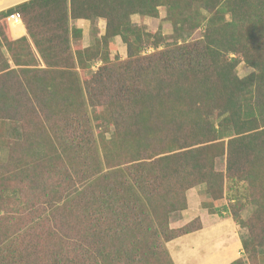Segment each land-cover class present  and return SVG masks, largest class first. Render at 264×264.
I'll use <instances>...</instances> for the list:
<instances>
[{
    "label": "trees",
    "instance_id": "16d2710c",
    "mask_svg": "<svg viewBox=\"0 0 264 264\" xmlns=\"http://www.w3.org/2000/svg\"><path fill=\"white\" fill-rule=\"evenodd\" d=\"M158 7L170 36L131 21ZM74 19H104L105 32L73 47ZM116 36L127 54L110 61ZM241 62L252 69L242 78ZM199 185L203 207L245 231V262L264 264V0H27L0 11V264H173L165 243L201 222L169 220Z\"/></svg>",
    "mask_w": 264,
    "mask_h": 264
},
{
    "label": "crops",
    "instance_id": "0c3cea01",
    "mask_svg": "<svg viewBox=\"0 0 264 264\" xmlns=\"http://www.w3.org/2000/svg\"><path fill=\"white\" fill-rule=\"evenodd\" d=\"M165 17V7H158L156 18ZM156 18L132 15L131 21L138 20L140 26L147 25L145 23L148 20ZM150 25L154 26L153 23ZM68 26L71 45L84 49L92 44L94 38L104 34L106 22L104 19H74L69 20ZM112 44L114 47L123 48L119 36L114 37ZM202 189V186H197L186 191L187 207L173 224L174 227H181L196 217L201 222V229L170 241L177 248L174 253L167 244L173 264H230L240 259L243 252L237 225L231 218L210 213L201 205Z\"/></svg>",
    "mask_w": 264,
    "mask_h": 264
},
{
    "label": "rangeland",
    "instance_id": "374dc122",
    "mask_svg": "<svg viewBox=\"0 0 264 264\" xmlns=\"http://www.w3.org/2000/svg\"><path fill=\"white\" fill-rule=\"evenodd\" d=\"M23 1H25V0H0V11H1V10H5V9H7V8L13 6V5H16V4H18V3H21V2H23ZM132 21L134 22V25L139 26V22H138V20L133 19ZM151 23H153L154 26H151V25H150ZM145 24H147V25H141V24H140V27L144 28L146 31L151 32V33H155L156 31H160L163 35H165V36H170V35L172 34V32H173L172 25H171L168 21H165L163 18H160V19H159V18H156L155 20H148V23H145ZM197 36H198V32H197V31H193V32H191V34L188 35L186 38H187L188 40H190V39H194V38H196ZM113 39H114V38H113ZM113 39H112L111 43L113 42ZM120 39H121V38H120ZM121 41H122V40H121ZM122 43H123V42H122ZM159 49H162V47H159L158 50H159ZM126 50H127V47H126V44H124V43H123V48H121V47H120V48L114 47V49L111 50L110 53H109V59H110V61H113V59H114L115 56H118L120 60H124V59L126 58V54H127ZM154 51H155V49H154L153 47H148L147 49H145V50L143 51L142 54L145 55V54H149V53L154 52ZM231 56H232V55H231ZM95 62H100V65H102V61H100L99 59H98V60H95L94 62L91 63V65H90V67H89L88 69H85V70H84V72L78 71V72H80L79 74H80V75H87V74H88L89 72H91V71H92V72L96 71L97 68H98L100 65H99L98 67L93 66V64H94ZM92 67H93V68H92ZM251 71H252V69L249 68V67H247V66H245L242 62L239 63V64L237 65V67H236V73H237V76L240 77V78L245 77V76L248 75ZM38 121H39V119H37V123H38ZM14 127H16V124H15L14 122H12V121H6V122H5L6 135H7L8 137L10 136V134H11V132H12V129H14ZM94 133L96 134L97 132L94 130ZM108 136H109V135L106 134L105 137H108ZM216 168H217L218 170H221V169L223 168L222 160H218V161L216 162ZM199 186H202V187H203V189H202V194H200V195H201L200 198H201V201H202L201 205H203V203H205L206 205H209V203L211 204L210 199H209L208 196H206L205 193H204V186H203V185H199ZM195 187H197V186H195ZM226 203H227L226 199H222V200H220V201H214V202H212V206H211V207H212L214 210H215V209H219V210H220V209L223 208V206H225ZM249 213H250V209L248 208L247 210H245V211L243 212L242 216H243V217H246ZM180 214H181V212L173 213V214L171 215L170 220H169V227H170L171 229H177V228H180V227H178V226H177V227H174V226H173L174 222L178 220ZM196 218H197V217H196ZM198 219H199V218H198ZM192 220H193V219H192ZM192 220H191V221H192ZM189 222H190V221H189ZM187 223H188V222H187ZM187 223H186V224H187ZM184 225H185V224H184ZM184 225H183V226H184ZM181 227H182V226H181ZM237 227H238V226H237ZM194 232H195V231H194ZM238 233H239V237H242V236L245 235V231H244L243 229H240L239 227H238ZM188 234H189V233H188ZM177 238H178V237H177ZM175 239H176V238H175ZM172 240H174V239H172ZM170 241H171V240H170ZM170 241H168V242L165 243V247H166V249H167V248H168V247H167V244H168L170 250L173 249L172 252L174 253V252H175V249L177 250V248L174 247L173 242H170ZM167 251H168V249H167ZM240 260H241L244 264H248L247 262H245L246 259H245V256H244V253H243V252L241 253Z\"/></svg>",
    "mask_w": 264,
    "mask_h": 264
},
{
    "label": "built area",
    "instance_id": "2783aa9c",
    "mask_svg": "<svg viewBox=\"0 0 264 264\" xmlns=\"http://www.w3.org/2000/svg\"><path fill=\"white\" fill-rule=\"evenodd\" d=\"M100 65V62H95L94 64H93V66H96V67H98ZM93 68V67H92Z\"/></svg>",
    "mask_w": 264,
    "mask_h": 264
}]
</instances>
